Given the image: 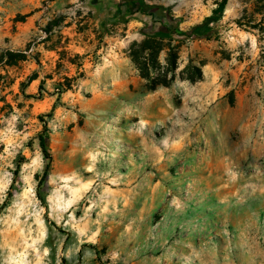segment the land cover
Wrapping results in <instances>:
<instances>
[{"label": "rangeland", "instance_id": "1", "mask_svg": "<svg viewBox=\"0 0 264 264\" xmlns=\"http://www.w3.org/2000/svg\"><path fill=\"white\" fill-rule=\"evenodd\" d=\"M120 1L0 0V55L23 54L0 62V264H264V0L173 40L154 90L129 57L146 14L128 64L106 47ZM145 1L186 30L220 0Z\"/></svg>", "mask_w": 264, "mask_h": 264}, {"label": "trees", "instance_id": "2", "mask_svg": "<svg viewBox=\"0 0 264 264\" xmlns=\"http://www.w3.org/2000/svg\"><path fill=\"white\" fill-rule=\"evenodd\" d=\"M226 2L227 0H220L213 9L211 16L206 17L202 23L193 25L186 30L179 28L181 18L174 17L160 5L148 4L145 0H125L117 3L113 14L115 20L127 22L129 17L137 13H144L149 17L141 28L144 38L139 42H133L129 47V57L139 76L145 80V86L148 90H154L159 86H169L175 80L178 54L177 46L172 45L171 42L210 36L213 31L207 25L221 17ZM257 24H253L252 28H256ZM205 26L203 31H199ZM164 48H167V54L165 63L162 64L158 56ZM4 57V62L11 64L14 60L22 58L23 54L5 51L0 55V62ZM201 77L200 67L191 63L180 71V78L192 82L201 79ZM37 138L41 152L47 159L48 152L45 139L41 134ZM45 176L46 171L39 179V184L43 182Z\"/></svg>", "mask_w": 264, "mask_h": 264}, {"label": "crops", "instance_id": "3", "mask_svg": "<svg viewBox=\"0 0 264 264\" xmlns=\"http://www.w3.org/2000/svg\"><path fill=\"white\" fill-rule=\"evenodd\" d=\"M116 10V4H114L112 7H110V10L108 9V15L109 16H113V12ZM112 12V13H111ZM98 17L97 20L94 21L93 26H95L96 29H98L97 33H105V23L106 21L104 19H102V15H98L95 16ZM100 18V19H99ZM115 21L114 17H112L111 19H109L108 21V25L111 24V21ZM117 25H115V28L117 30H123L124 34H122L121 36H117V33L115 34H111V35H107L105 34L104 37H106V40L108 42V46H115V48L120 49V55H118V57H116V59L114 60V64H128L129 58L128 56H126V52L121 51V48L123 45L127 44L128 42L132 41L133 39L138 38V36L140 35L138 30L139 27L142 25V21L141 18L138 17L137 15H132L131 17H129L128 21L126 23H122V22H116ZM122 26H124V29L122 28ZM40 51H42V54L47 57V55L50 53L49 50H45L42 47L38 46Z\"/></svg>", "mask_w": 264, "mask_h": 264}]
</instances>
